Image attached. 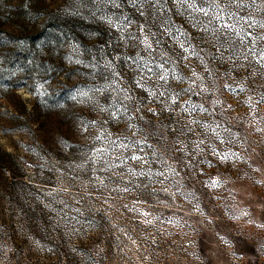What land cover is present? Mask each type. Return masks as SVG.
<instances>
[{"label": "rangeland", "instance_id": "374dc122", "mask_svg": "<svg viewBox=\"0 0 264 264\" xmlns=\"http://www.w3.org/2000/svg\"><path fill=\"white\" fill-rule=\"evenodd\" d=\"M119 3L0 0V264H264L260 47L220 58L173 0ZM249 12L264 22V11L240 10ZM177 29L202 60L180 58ZM247 30L264 35L258 24ZM130 35H148L152 55L171 58L176 104L135 86L124 57H149ZM113 98L128 108L116 120ZM112 139L132 146L114 149Z\"/></svg>", "mask_w": 264, "mask_h": 264}, {"label": "snow or ice", "instance_id": "6c2138e0", "mask_svg": "<svg viewBox=\"0 0 264 264\" xmlns=\"http://www.w3.org/2000/svg\"><path fill=\"white\" fill-rule=\"evenodd\" d=\"M105 3H110L114 7L119 8L120 3L119 0H103ZM128 2L135 7L138 2L142 3L143 0H128ZM154 3H160V0H153ZM176 5L184 7L186 10H190V16L192 19L193 27L198 28L199 31L209 34L208 37L209 42H212L214 46L217 48L219 57L222 58L225 51H230L232 53H237L241 48L245 50L244 58L247 59L248 54H256L257 47H260L259 51V59L257 63H261L264 66V35H256L252 31H248L247 29L254 28L258 26L261 29H264V22H258L255 20L251 12L248 15H241L240 10L245 8H251L254 11H264V0H173ZM124 20H127V17H124ZM108 24L116 27L118 30H123V24L114 22L111 19H108ZM246 26V27H245ZM141 32H144V28L141 26ZM155 35V34H153ZM185 35V33L181 32L179 29L176 30V34L174 35V39L176 43L179 45V48L182 49L183 53L187 55H182L180 58L187 61L189 55H195L197 58H202L199 56V53L195 51V49L191 46L189 41L188 46L185 45L184 41L180 40V36ZM123 37H121L122 39ZM129 39L136 40L142 46L143 51L148 53V59L146 60L143 56L137 53L135 56H126L124 60L126 63L131 62L132 65H135L133 69L135 75L133 77L134 84L137 88L141 89L143 92L148 93L151 97H165V92H169L166 88L168 83L170 71L166 68V65L170 62L171 58L166 53L160 54V59L157 60L152 53L155 51L153 47V42L149 39L148 35H144L141 38H138L134 35H130ZM156 43H159L157 41ZM120 59V57H117ZM231 59V57H229ZM79 63V61H77ZM108 66L111 67V61L108 62ZM131 67V65H130ZM172 78L175 80H183L184 77L182 75H177L172 70ZM119 73L113 72V77L118 76ZM193 75L196 76V73L193 72ZM197 79H202L201 77H197ZM154 81V84L150 85V82ZM195 83V81H193ZM105 89L111 87V85H105ZM225 87H230L229 85H225ZM163 88L164 91H159V89ZM94 91H101V89H94ZM113 91H116L113 88ZM120 92H123L124 95L122 97V101H131L132 97L128 94V90L121 88L119 89ZM184 91H192L191 88L186 89ZM201 92L208 91L206 87L200 89ZM79 96L82 98L89 97L88 92H80ZM180 97L179 92H169L168 96L166 97L167 100H170L171 103L174 105L177 103L178 98ZM74 100L76 96L72 97ZM81 102H86L85 100H81ZM188 101H185L187 104ZM112 105L115 106L114 110L110 111V116L112 119L116 120L119 119L118 113L123 111L124 114H127L128 108L127 104H123L122 108L120 105H116L115 98L112 99ZM201 111H207L204 109L203 106H199ZM105 110V109H102ZM153 111L152 109H149ZM185 112L191 114L197 110L196 105H192L190 108H183ZM131 119V117H129ZM95 123V122H92ZM191 124H198L200 123L197 120L189 121ZM206 130H209L219 137V133L216 132L215 128H209L207 124H202ZM129 127H133V125L129 124ZM217 127H219L217 125ZM259 131H264V129H258ZM110 135V134H109ZM103 133L96 137L97 140L103 139ZM112 147L119 148L122 150H126L132 145L125 143L123 140L117 143V140L112 139L109 141ZM223 142V141H222ZM137 144L140 143L139 141L136 142ZM203 141H197L196 147L199 148L200 144ZM151 147V145H149ZM106 150L101 148L97 149L94 155L99 153L105 152ZM140 151H143V148H140ZM214 155H219L213 149ZM232 155H237L233 153ZM229 158V154L225 153L224 155L220 156L221 160H227ZM117 159H120L117 156ZM129 159L134 161H142L144 158L140 155L133 154L129 157ZM121 163H124V160L121 159ZM130 171H132L130 169ZM159 175H164L163 173H158ZM139 175H145L142 171ZM219 182L217 180L210 181V187H218ZM127 191V189H125ZM167 191V189H165ZM258 227L264 228V225H257Z\"/></svg>", "mask_w": 264, "mask_h": 264}]
</instances>
